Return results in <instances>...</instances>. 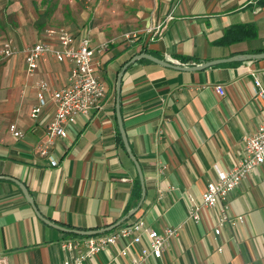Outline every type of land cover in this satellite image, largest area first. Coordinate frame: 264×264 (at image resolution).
I'll return each instance as SVG.
<instances>
[{"label":"crops","instance_id":"1","mask_svg":"<svg viewBox=\"0 0 264 264\" xmlns=\"http://www.w3.org/2000/svg\"><path fill=\"white\" fill-rule=\"evenodd\" d=\"M100 10L88 15L98 20L91 34L87 28L74 31L88 35L97 49V74L107 82V96L102 109L79 116L67 128L68 136L54 141L50 154L57 166L37 149L46 140L55 103L47 94L38 117L30 113L38 104V82L48 81L53 90L68 86L71 64L48 59L29 75L26 49L0 37L17 51L11 57L0 53V262H76L88 236L47 224L39 211L68 229H103L124 219L122 225L141 221L160 231L178 228L163 256L144 264H264V163L230 193L232 223H220V206L203 209L200 221L190 215V198L201 202L218 169H231L242 160L247 137L264 119V98L254 83L258 75L264 84V58L238 59L264 54V0L112 1ZM163 21L160 35L150 42L147 29ZM128 33L139 38L127 39ZM40 40H45L43 33L31 46ZM140 53L179 65L169 55L182 66L236 58L203 70L141 59L125 70L121 113L143 172L144 198L116 112L118 74ZM13 124L23 132L21 138L10 132ZM10 178L27 187L37 211ZM123 246L118 241L85 264H131L138 249L131 247L129 256H122ZM141 246L148 247L144 235Z\"/></svg>","mask_w":264,"mask_h":264},{"label":"built area","instance_id":"2","mask_svg":"<svg viewBox=\"0 0 264 264\" xmlns=\"http://www.w3.org/2000/svg\"><path fill=\"white\" fill-rule=\"evenodd\" d=\"M85 6L94 5L102 1L110 0H75ZM136 1V0H126ZM166 21L147 29L149 41H154L160 35ZM45 40H40L30 46L26 55L27 72L34 75L39 69L40 63L53 59L57 62H69L71 64L68 86L61 89H52L46 80H41L37 84L38 104L31 110V116L37 118L42 108L47 104V94L55 103L56 112L53 120L47 127L46 140L37 145L38 152L42 156L51 159L52 165L57 166L59 161L50 153L56 139H63L68 136L67 128L76 123L79 116H89L93 108L102 109V102L107 96V86L98 77L97 71L101 64L96 61L97 49L93 46L88 35L77 34L73 29L66 27L47 28L43 31ZM125 37L139 38L137 33L126 34ZM11 41H0V53L5 57L16 54ZM169 61L181 64L179 61L167 56ZM186 66V65H183ZM256 92L264 98V84L258 75H254ZM217 89L221 95L225 94L224 87L218 85ZM10 132L18 138L23 136V132L13 124L9 128ZM264 163V119L260 123L258 131L246 139L245 154L242 160L228 170L218 169L216 181L207 185L202 195L201 202L190 198L192 202L191 218L195 221L201 220L203 209H212L217 206L221 208L220 223L233 222L230 215L229 195L257 166ZM244 220L243 216L238 217ZM216 235L221 234V226L216 227ZM143 235L148 241V247H142ZM179 235V229L169 227L164 231L156 228H146L141 221L120 225L110 232L88 236L84 240L80 256L74 264H85L98 253L106 251L110 246L118 241L124 244L120 251L122 256H129L130 248H137L136 255L131 257V264H144L151 257L161 258L172 238ZM131 238L130 244L126 239ZM72 243L69 247H73ZM221 250V249H220ZM0 264H5L0 262ZM65 264H70L68 261Z\"/></svg>","mask_w":264,"mask_h":264},{"label":"rangeland","instance_id":"3","mask_svg":"<svg viewBox=\"0 0 264 264\" xmlns=\"http://www.w3.org/2000/svg\"><path fill=\"white\" fill-rule=\"evenodd\" d=\"M112 1L135 2L111 0L87 7L75 0H0V37L9 38L15 44L17 43L28 49L36 37H41L43 31L47 28L66 27L73 30L87 28V31L91 34L93 23L98 21L94 15H99L102 4ZM73 4H78L79 7L74 8L71 6ZM91 12L94 15L91 14V17H89L88 15ZM73 14H75V17ZM101 58L106 63L105 57ZM98 74V77L101 76L100 78L108 88L103 75Z\"/></svg>","mask_w":264,"mask_h":264},{"label":"water","instance_id":"4","mask_svg":"<svg viewBox=\"0 0 264 264\" xmlns=\"http://www.w3.org/2000/svg\"><path fill=\"white\" fill-rule=\"evenodd\" d=\"M44 21H45V19H44ZM39 22L40 23H44L43 21H39ZM252 58H264V54L242 55L238 59H252ZM141 59H148V60L160 63L162 65L172 66V67H176V68L182 69V70H203L205 68H208V67H211V66H215V65H218V64H221V63H226V62L233 61L236 58L235 57H231V58H228V59L213 60V61L202 63V64H199V65L182 66V65H173V64H171L169 62H166V61H163L161 59H158L157 57H155V56H153L151 54H148V53H140V54L134 55L128 62H126L124 64L122 70L118 74V79H117V101H116L117 120H118L119 129H120V132H121V136H122L123 143H124V146L126 148V151H127L128 155L130 156V158L132 159V161L135 163V166L137 168V171H138V174H139V178H140V181H141V184H142V191H143V198H144V196H145V183H144L143 172H142V169H141V165L139 164V162L137 161L135 155L132 152V149L130 147V144H129V141H128V138H127V134L125 132L124 123H123V117H122V113H121V99H120L121 82H122V77H123V74H124L125 70L127 69V67L129 65H131L132 63H134V62H136L138 60H141ZM10 179L15 181L20 186V188H21L23 194L25 195L26 199L36 209V206L34 205L33 198L31 197L27 187L21 181H18V180L14 179V178H10ZM36 211H37V209H36ZM134 213H135V211H131L129 213L128 217L133 215ZM37 214L47 224H49V225H51V226H53V227H55L57 229H60V230H62L64 232H67V233H74V234L83 235V236H93V235H98V234H103V233H106V232H110V231L114 230L115 228L119 227L120 225H122V223L126 220V219H124V220H122L120 222L112 224V225H110L108 227H105L103 229L80 230V229H68V228L59 226V225L53 223L52 221H50L49 219L45 218L44 216H42L39 213V211H37Z\"/></svg>","mask_w":264,"mask_h":264},{"label":"trees","instance_id":"5","mask_svg":"<svg viewBox=\"0 0 264 264\" xmlns=\"http://www.w3.org/2000/svg\"><path fill=\"white\" fill-rule=\"evenodd\" d=\"M73 235L80 236V235H77V234H73Z\"/></svg>","mask_w":264,"mask_h":264}]
</instances>
